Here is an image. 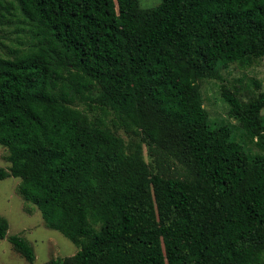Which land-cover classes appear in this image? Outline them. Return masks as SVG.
<instances>
[{
	"label": "trees",
	"instance_id": "obj_1",
	"mask_svg": "<svg viewBox=\"0 0 264 264\" xmlns=\"http://www.w3.org/2000/svg\"><path fill=\"white\" fill-rule=\"evenodd\" d=\"M263 57L264 0H0V180L79 246L44 264H264V90L221 73ZM206 79L259 152L210 118Z\"/></svg>",
	"mask_w": 264,
	"mask_h": 264
},
{
	"label": "rangeland",
	"instance_id": "obj_2",
	"mask_svg": "<svg viewBox=\"0 0 264 264\" xmlns=\"http://www.w3.org/2000/svg\"><path fill=\"white\" fill-rule=\"evenodd\" d=\"M160 0H139V5L143 8L154 7ZM8 35L14 39L15 34L8 31ZM7 41V40H6ZM224 84L227 88L237 87L242 98L248 95H256L264 90V57L257 60L253 65L243 68L235 63L227 65L221 70ZM259 82V87L253 81ZM219 81L206 79L203 80L201 91L203 104L208 110L210 118L215 122L230 124L247 151L252 153L259 152L253 142H244L240 139V129L238 123L227 116V104L222 100L219 91ZM264 114V108L262 109ZM118 133L126 143L132 145V152L139 149L142 157L149 161L147 147L141 143L140 138L130 136L128 133L119 130ZM7 150L0 144V167L9 171L10 163L6 160ZM168 164V163H167ZM172 166V163H169ZM20 182L19 177L9 174L0 180V216L8 222L7 235H20L25 237L32 245L35 259L32 263L26 261L13 248L7 238L0 239V264H44L50 259L73 255L78 251L79 246L71 242L61 232L47 226L41 216L40 211L35 205L26 201L18 192L17 186Z\"/></svg>",
	"mask_w": 264,
	"mask_h": 264
}]
</instances>
